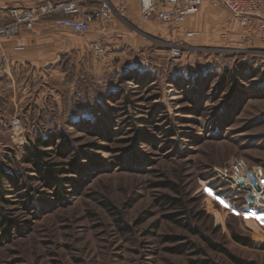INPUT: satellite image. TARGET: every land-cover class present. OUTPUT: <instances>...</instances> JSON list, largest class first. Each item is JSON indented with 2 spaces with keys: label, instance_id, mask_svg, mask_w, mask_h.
<instances>
[{
  "label": "rangeland",
  "instance_id": "374dc122",
  "mask_svg": "<svg viewBox=\"0 0 264 264\" xmlns=\"http://www.w3.org/2000/svg\"><path fill=\"white\" fill-rule=\"evenodd\" d=\"M230 17L206 2L181 25L116 17L75 33L39 79L26 137L0 153V212L18 223L0 229V264H264L250 218L264 191L238 165L264 185V44ZM36 143L61 187L26 161Z\"/></svg>",
  "mask_w": 264,
  "mask_h": 264
},
{
  "label": "built area",
  "instance_id": "2783aa9c",
  "mask_svg": "<svg viewBox=\"0 0 264 264\" xmlns=\"http://www.w3.org/2000/svg\"><path fill=\"white\" fill-rule=\"evenodd\" d=\"M131 0H67L54 4L36 6H14L0 11V37L8 38L20 34L23 30L34 29L43 19H51L54 25L83 34L89 32L94 24L97 31L105 34L108 22L113 18L126 19L131 15ZM140 16L147 22H156L172 27L183 24L191 15L199 11L205 2L217 8L227 9L231 17L227 28L246 29L248 40L259 38L264 44V0H138ZM188 37L195 36L194 31L187 32ZM103 41L97 40L95 50H104ZM181 47L173 49V55L179 56ZM3 63L7 57L2 56ZM4 71L0 67V74ZM13 127L21 129L19 119L13 120ZM246 184L256 193L264 191V185L257 171L243 160L238 162Z\"/></svg>",
  "mask_w": 264,
  "mask_h": 264
},
{
  "label": "crops",
  "instance_id": "0c3cea01",
  "mask_svg": "<svg viewBox=\"0 0 264 264\" xmlns=\"http://www.w3.org/2000/svg\"><path fill=\"white\" fill-rule=\"evenodd\" d=\"M62 1L67 0H0V11L14 6L39 7ZM130 7V17L144 21L138 0H131ZM109 23L113 27L114 18L108 22L111 27ZM93 28L99 34L98 24ZM80 42L75 32L57 27L51 19H43L34 29L23 30L18 35L0 37V67L4 68L0 74V153L12 148L14 137H26L29 119L32 117L34 122L38 117L43 102L39 79L46 69L64 54L75 52ZM2 56L7 57L6 63ZM14 119L20 120L21 129L13 127Z\"/></svg>",
  "mask_w": 264,
  "mask_h": 264
},
{
  "label": "trees",
  "instance_id": "16d2710c",
  "mask_svg": "<svg viewBox=\"0 0 264 264\" xmlns=\"http://www.w3.org/2000/svg\"><path fill=\"white\" fill-rule=\"evenodd\" d=\"M37 146H38L37 143L34 146H27L26 161L34 162L37 167V170L41 172L44 179H47L50 182H55L57 183L59 187H61L62 179L59 177L60 176L59 174H61V171L59 169H56L54 164L45 160L46 152L39 150ZM3 175H4V172H2V174L0 173L1 179L3 178ZM7 177L13 180L12 176L7 175ZM3 193L4 192L2 189V184L0 183V194H3ZM1 210L2 208L0 207V211ZM17 224H18L17 221H15L14 219H10L7 215L0 212V229L16 227ZM233 238L236 242L244 246H250V247L257 246L256 245L257 243L254 241H251V239L248 237L235 234L233 235ZM257 247H259L260 249H264V241L261 244H259V246ZM201 264H220V263L209 260V261H202Z\"/></svg>",
  "mask_w": 264,
  "mask_h": 264
},
{
  "label": "snow or ice",
  "instance_id": "6c2138e0",
  "mask_svg": "<svg viewBox=\"0 0 264 264\" xmlns=\"http://www.w3.org/2000/svg\"><path fill=\"white\" fill-rule=\"evenodd\" d=\"M221 203H223V201H221ZM250 218L259 219V220H261L262 223H264V217L257 216L256 214H251Z\"/></svg>",
  "mask_w": 264,
  "mask_h": 264
}]
</instances>
